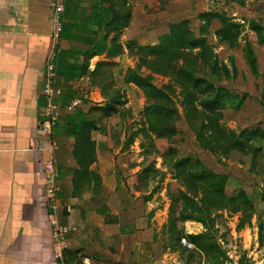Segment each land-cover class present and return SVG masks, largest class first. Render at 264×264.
Returning <instances> with one entry per match:
<instances>
[{"label": "rangeland", "instance_id": "rangeland-1", "mask_svg": "<svg viewBox=\"0 0 264 264\" xmlns=\"http://www.w3.org/2000/svg\"><path fill=\"white\" fill-rule=\"evenodd\" d=\"M145 7L150 19L163 29L169 23L187 19L196 36H199L201 25L196 18L198 13L216 11L234 17L243 24L242 33L245 31L252 42L258 74L254 76L245 61L243 42L229 48L214 36L216 23L210 25L205 35L207 49L200 54L199 50L173 51L151 59L133 45L126 55L122 52V61L117 65H107L91 76V88L81 90L78 87L79 92L74 95L63 90V106L71 96L82 99L84 111L94 105H103V108H93L96 110L87 115L95 125L89 129L87 139L73 136L63 126L64 114L55 128V133L66 136L68 146L73 148V158L82 174L80 187L91 194L92 184L89 178L86 180L87 174L103 172L104 180L94 184L92 190L91 196L101 198L93 200L95 204L100 206L104 198L117 194V204H114L118 205L116 208L120 210L121 221L127 230L131 225L134 231L141 233L149 230L150 235H154L152 243L164 251L160 253L159 247H155L154 252L148 251L146 246L150 242L136 245L135 254L143 253L139 259L143 264H264V139L252 143L251 147L260 149L254 154L251 149L233 146L230 137L244 129L258 127L264 130V46L257 45L255 36L248 30L250 21L264 26V0H149ZM128 70L150 76L158 87H169L177 111L176 119L171 120L176 134L156 139L147 132L151 118L144 109L148 101L141 90L123 83ZM181 70L215 88L247 95L242 107L215 113L202 111L199 101L212 92L203 93L192 88L180 74ZM57 85H61L59 81ZM108 105L115 111L110 114L104 111ZM132 138L133 142L129 144ZM185 156H193L210 171L226 175L227 198L242 191L249 204L244 199L232 202L222 198L217 202L218 198L202 184L186 183L172 168L176 159ZM79 162L86 167L85 173ZM94 163L97 166L90 170ZM182 195L197 205L201 198L213 203L210 214L213 232L210 235L219 247L213 252L205 253L195 246L187 248L181 244L182 238L187 241L189 235L202 232L205 226L198 220H181L182 215L191 212ZM144 199L149 203L146 204ZM142 207L145 209L141 215ZM150 211H153L152 216H149ZM138 212L143 217L140 222L136 217Z\"/></svg>", "mask_w": 264, "mask_h": 264}, {"label": "crops", "instance_id": "crops-1", "mask_svg": "<svg viewBox=\"0 0 264 264\" xmlns=\"http://www.w3.org/2000/svg\"><path fill=\"white\" fill-rule=\"evenodd\" d=\"M64 1L67 15H72L76 23L83 25L94 10L108 9L116 19L126 17V26H119L107 35L105 52L89 60L84 76L67 84L60 82V86L55 77L53 85L62 91L61 103L63 90L69 89V86L76 94L78 87L81 90L91 88V76L104 70L107 65L121 62L122 52L125 51L126 55L133 45L137 48L154 45L160 36L168 32L170 24L187 20L169 23L163 29L162 25L150 19L146 11L145 4L149 0L144 4L135 2L129 5L130 0ZM204 7L207 8L206 3ZM51 12L52 0H0V264H57L52 217L59 224L75 228L68 237L66 264H84L83 259H88L89 264H143L139 260L143 253L140 251L136 255L135 246L150 242L147 250L156 251L155 247L159 246L152 243L154 235H150L149 230L142 233L134 231L132 225V229L127 230L121 221V212L116 208L118 205H115L117 194L104 198L100 206L96 205L93 200L101 198L91 196L95 188L91 177H86L92 184L91 194L80 187L82 174L78 171L73 148L68 146L66 136L56 134L54 129L52 137L47 138L39 131L42 110L46 106L44 65L47 55L54 48ZM67 21L66 16L64 23ZM213 23L217 24L215 30L219 23L217 20H213L211 25ZM251 32L256 44L264 46ZM103 35L99 33L97 36L101 38ZM86 36L85 31L77 30L70 39H60L55 48H86L83 43ZM243 36L254 52L245 31ZM240 42L244 47V41ZM92 108H103V105L81 110L88 112ZM50 158L57 165V184L60 188L55 213L46 207L43 163ZM95 166L96 163L89 169ZM97 174L100 181L104 180L103 172L99 170ZM143 201L149 203L148 199ZM142 209L145 207L141 208V215ZM152 215L153 211H150L149 216ZM136 217L139 222L143 220L139 212ZM160 250L163 254V249ZM154 258L157 260V255Z\"/></svg>", "mask_w": 264, "mask_h": 264}, {"label": "trees", "instance_id": "trees-1", "mask_svg": "<svg viewBox=\"0 0 264 264\" xmlns=\"http://www.w3.org/2000/svg\"><path fill=\"white\" fill-rule=\"evenodd\" d=\"M124 2V1H123ZM67 5H65L64 17H68L66 23H63V29L60 39H70L72 34L77 31H85L87 33L86 39L83 43L86 48H73L69 50H63L56 48L55 57V73L56 79L59 82L70 83L75 79L81 78L85 75L88 69V63L94 56L103 54L106 50V38L111 32L117 30L119 26H126V17L115 18L112 17L108 9H97L91 12L90 16L83 21V25L76 23L72 15L68 16L66 12ZM197 19L201 25L199 28V36H196L193 30L190 28L188 20H183L178 23L169 25L168 32L159 37L158 42L154 45H147L144 47H138V50L143 52L151 59L161 58L173 51L184 50H199V54L207 49L206 34L209 31V27L213 20H217L219 25L213 31L214 36L222 43H225L229 47H236L239 45V41H244L243 54L245 61L251 71L256 76L257 60L253 52L252 46L245 36H243V24L234 21L233 18L228 17L224 12H203L198 14ZM120 21V24H119ZM249 30L253 31L259 44H264V28L255 21L249 22ZM99 33H104L101 38H98ZM180 74L185 77L191 84L192 88L199 89L203 93L211 91L212 93L199 101L198 106L202 111L215 113L221 109L231 108L240 109L242 107L247 95H238L231 93L224 88H215L213 85L192 76L190 73L181 70ZM123 83L126 85H133L143 92V95L148 101L145 107L144 113L151 118V123L148 124L147 132L151 133L155 138H168L176 134L177 130L174 124L171 122L177 117V111L174 108L171 91L169 87L162 88L157 87L150 76H142L133 70H128L123 79ZM202 86V87H201ZM71 94H76L72 89H67ZM264 91V86H263ZM75 98L71 96L70 99ZM68 99V100H70ZM113 107L108 105L104 109L108 114L112 111ZM96 109H90L88 112H84L81 109H77L72 114H64L65 123L63 126L68 128V131L75 137L81 136L88 138L89 129L95 126L87 116L90 111ZM87 137V138H86ZM233 146L239 149H251L254 154L259 152V148H253L252 143L259 138L264 139V130L256 127L252 129H244L238 135H230ZM84 138L83 140L86 141ZM133 142V138L129 140V144ZM81 149L80 151H83ZM78 151V150H76ZM82 154V152H80ZM76 155V152H75ZM79 155V153H77ZM80 159V158H79ZM80 166L81 163L79 162ZM81 171L84 172L85 166H81ZM172 168L181 175L184 181L188 184H202L205 190H209L213 197H217L218 201L222 198H227L225 189L228 183V177L223 174H216L210 171L208 168L193 156H185L176 159ZM91 172V171H90ZM85 173V172H84ZM93 180L94 184L98 183L101 178L96 172L87 174ZM185 202L190 205V213L181 216L183 222L198 220L202 222L204 229L202 232L196 235H189L187 241L192 246H195L199 250L205 253L213 252L217 247L211 239V233L213 232V218H210L212 205L204 198L200 199V205H197L195 201L186 196H181ZM264 198V197H263ZM234 202L238 199H244L246 204H249L248 197L242 192H238L234 197L227 198ZM205 221V222H204ZM214 264H220L216 262Z\"/></svg>", "mask_w": 264, "mask_h": 264}, {"label": "built area", "instance_id": "built-area-1", "mask_svg": "<svg viewBox=\"0 0 264 264\" xmlns=\"http://www.w3.org/2000/svg\"><path fill=\"white\" fill-rule=\"evenodd\" d=\"M143 0H130L128 4L138 3ZM65 13V1L64 0H52V12H51V39L54 48L49 52L46 57L44 65V94L46 96V106L42 110L41 121L39 123L40 133L51 138L55 127L58 125L63 114H72L77 109H81L83 101L80 98L70 99L64 106L62 105V91L53 85L56 77L55 73V57H56V45L60 41V36L63 29ZM51 148L53 146L51 144ZM44 173V185L46 193V207L52 213H55L58 208L57 197L60 193L59 185L57 184L58 169L55 161L50 158L43 163ZM52 225V239L54 248V257L57 260V264H66L65 252L68 250V237L75 231V228L70 225L59 224L56 218H51ZM181 244L184 247L192 248L185 239H181ZM84 264H89L88 259H83Z\"/></svg>", "mask_w": 264, "mask_h": 264}]
</instances>
